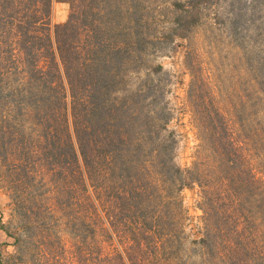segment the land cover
<instances>
[{
    "label": "rangeland",
    "instance_id": "rangeland-1",
    "mask_svg": "<svg viewBox=\"0 0 264 264\" xmlns=\"http://www.w3.org/2000/svg\"><path fill=\"white\" fill-rule=\"evenodd\" d=\"M71 11L79 47L102 39L110 51L118 73L106 101L124 103L121 148L129 152L102 164V195L123 196L121 217L131 221L143 189V214L161 216L163 249L152 264H264V0L52 1L50 27ZM14 23L0 17V264H106L119 246L77 164L58 156L66 150L60 127L49 130L45 108L31 105L28 84L16 78ZM153 109L163 124L152 125L153 138L176 167L190 168L189 187L159 178L154 142H139V116ZM229 238L236 252L227 258Z\"/></svg>",
    "mask_w": 264,
    "mask_h": 264
},
{
    "label": "trees",
    "instance_id": "trees-1",
    "mask_svg": "<svg viewBox=\"0 0 264 264\" xmlns=\"http://www.w3.org/2000/svg\"><path fill=\"white\" fill-rule=\"evenodd\" d=\"M52 1L71 0H0V17H13L15 21L14 43L18 60L16 78L28 84L31 105L36 108L39 103L45 108L44 115L49 130L55 123L60 127V140L66 150L58 156L62 155L64 159L68 157L76 163L80 176H84L93 188L97 207L119 246V250L105 255L107 258L104 263L152 264L155 257H160L163 249L164 241L155 229L161 216L150 215V219H147L141 207L147 199H141L144 192L139 189V199L133 205L136 209L139 207V217L131 221L123 220L120 201L123 196L118 195L117 201L113 203L110 198L102 195L103 185L98 182V178L106 172L102 164L108 166L115 157L126 159L124 154L129 152L121 148L128 138L123 129L126 120L123 115L124 103L121 100L108 103L104 97L105 94L109 95L112 79L118 72L112 70L108 64L110 51L105 50L102 39L95 44H83L79 47L76 38L81 35L77 31V16L72 15V11L62 23L50 27L49 12ZM119 49L117 47L114 53H119ZM132 51L137 54L136 50ZM119 68L118 65V71ZM156 68L160 69V66ZM37 93L39 96H36ZM110 94L113 95V92ZM123 94L121 91L120 97L123 98ZM139 111L142 109L139 108ZM160 114L153 109L152 114L144 111L139 116V142L144 144V148L152 146L154 142L155 147L148 148V152L155 161L159 178L171 182L176 189L189 187L196 181L191 176L190 168L176 167L171 161L167 144L153 138L158 133L157 129L153 130L152 125L163 127V124L157 123ZM108 117L113 118L111 123ZM98 124L99 129H94V125ZM216 129L215 126L211 127L214 145L218 144ZM92 134L96 135V139L92 138ZM112 141L115 143H111ZM225 142L230 149L238 147L231 137L226 136ZM111 145L114 146L110 148ZM229 153H222L221 162L227 163L231 160ZM248 181L255 184L258 195L263 192L258 178L251 175ZM237 182L239 186H244L243 179L238 178ZM144 205L146 207V203ZM146 220L149 222L148 226ZM235 232L236 228L232 233ZM233 234L230 236H234ZM199 240L205 243L204 237ZM227 242L229 245L225 251L228 258L234 256L236 248L230 238Z\"/></svg>",
    "mask_w": 264,
    "mask_h": 264
}]
</instances>
